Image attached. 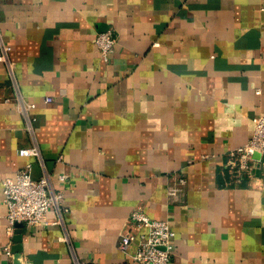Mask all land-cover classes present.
<instances>
[{"label":"crops","instance_id":"crops-1","mask_svg":"<svg viewBox=\"0 0 264 264\" xmlns=\"http://www.w3.org/2000/svg\"><path fill=\"white\" fill-rule=\"evenodd\" d=\"M0 26V182L37 179V145L69 206L9 233L0 183V264H139L117 248L137 206L175 232L169 264H264V157L229 163L264 115V0H0Z\"/></svg>","mask_w":264,"mask_h":264},{"label":"built area","instance_id":"built-area-1","mask_svg":"<svg viewBox=\"0 0 264 264\" xmlns=\"http://www.w3.org/2000/svg\"><path fill=\"white\" fill-rule=\"evenodd\" d=\"M115 39L111 30L99 32L94 40L103 61L109 59L113 50ZM12 46L7 43L2 34L0 26V62L5 65L7 74L15 83V63L11 58ZM18 106L24 115L27 129L33 131L32 122L36 120L34 114L29 111L35 108L34 103L21 100L19 94ZM45 102H51L52 98L46 96ZM254 128L247 142L230 152L233 157L229 161L230 166L238 171H250L253 165L254 156L258 155V161L264 157V115H257L253 118ZM18 154L21 156L39 157L42 173L37 179L31 177V164L27 163L20 168L14 178H3L1 189L3 203L7 208V229L12 233L14 225L23 223L27 226L45 224H64V215L68 213L69 206L64 202L62 190H56L46 170L45 163L40 156L37 145L19 148ZM60 180L65 176L60 175ZM186 183L184 177L176 178V185L169 188L170 192L175 193L181 190V186ZM55 212V219L46 220L48 211ZM129 228L119 234L117 248L128 254L132 262L139 264H169L172 257L173 239L175 232L166 220L150 218L140 206H137L129 213ZM67 235L60 239L67 241ZM9 253V247L5 246ZM132 250V251H130ZM73 264H87L78 259L73 260Z\"/></svg>","mask_w":264,"mask_h":264}]
</instances>
